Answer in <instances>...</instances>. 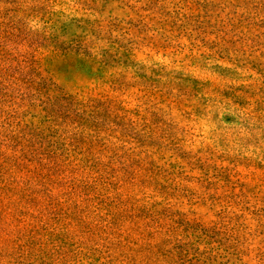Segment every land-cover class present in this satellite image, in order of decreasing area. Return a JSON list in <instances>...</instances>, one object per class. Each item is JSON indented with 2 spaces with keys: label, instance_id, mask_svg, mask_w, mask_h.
Masks as SVG:
<instances>
[{
  "label": "rangeland",
  "instance_id": "obj_1",
  "mask_svg": "<svg viewBox=\"0 0 264 264\" xmlns=\"http://www.w3.org/2000/svg\"><path fill=\"white\" fill-rule=\"evenodd\" d=\"M0 264H264V0H0Z\"/></svg>",
  "mask_w": 264,
  "mask_h": 264
}]
</instances>
